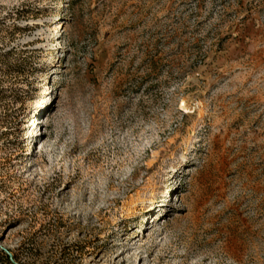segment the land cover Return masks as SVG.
<instances>
[{
    "label": "rangeland",
    "instance_id": "obj_1",
    "mask_svg": "<svg viewBox=\"0 0 264 264\" xmlns=\"http://www.w3.org/2000/svg\"><path fill=\"white\" fill-rule=\"evenodd\" d=\"M0 264H264V0H0Z\"/></svg>",
    "mask_w": 264,
    "mask_h": 264
},
{
    "label": "bare ground",
    "instance_id": "obj_2",
    "mask_svg": "<svg viewBox=\"0 0 264 264\" xmlns=\"http://www.w3.org/2000/svg\"><path fill=\"white\" fill-rule=\"evenodd\" d=\"M60 27H62V25L60 26ZM63 28V27H62ZM61 30V29H60ZM62 194H64V189H63V191H62Z\"/></svg>",
    "mask_w": 264,
    "mask_h": 264
}]
</instances>
